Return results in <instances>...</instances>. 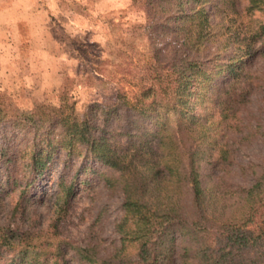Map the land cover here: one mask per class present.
Segmentation results:
<instances>
[{"label": "trees", "instance_id": "1", "mask_svg": "<svg viewBox=\"0 0 264 264\" xmlns=\"http://www.w3.org/2000/svg\"><path fill=\"white\" fill-rule=\"evenodd\" d=\"M144 6L146 19L156 20L149 27L161 22L169 29L165 38H173L166 43L171 62L158 66L150 85L132 99L119 94L110 106L90 104L80 123L62 119L57 108L16 116L13 132L32 133L31 143L24 150L0 146V195L18 192L13 218L39 203L34 189L60 152L76 174L94 169L91 162L110 169L98 177L111 194L121 193L120 246L105 256L97 244L78 245L64 235L77 175H62L47 231L36 236L0 225V264H264V161L238 164L248 187L231 183L234 143L264 141L259 118L245 114L250 95L264 92V79L252 71L264 62V0ZM242 14L251 16L244 31ZM6 115L0 112V124ZM24 159L21 176L16 167Z\"/></svg>", "mask_w": 264, "mask_h": 264}, {"label": "rangeland", "instance_id": "2", "mask_svg": "<svg viewBox=\"0 0 264 264\" xmlns=\"http://www.w3.org/2000/svg\"><path fill=\"white\" fill-rule=\"evenodd\" d=\"M145 2L0 0V112L7 113L0 124V146L9 142L14 150H24L31 143L32 133L13 132L10 121L16 116L38 113L41 107L57 108L62 119L80 123L90 104L110 106L119 94L132 99L141 86L150 85L158 66L171 62L173 48L166 43L173 42V38H165L169 29L161 27V22L154 29L149 27L156 20L146 19L149 12ZM250 17L242 14L239 27L243 31L248 29ZM212 21L218 23L219 19L212 17ZM155 51L159 52L157 59ZM229 53H221V60L226 61ZM252 71L255 78L264 79V62L256 61ZM261 91L250 95L245 114L250 120L259 118L264 127ZM215 99L217 96L213 95ZM17 133L18 138L13 136ZM233 147L231 183L248 187L251 180L238 170V164L247 168L263 163L264 141L256 140L247 147L235 142ZM65 153L53 157L45 171V181L34 189L40 193V201L30 206L24 216L10 217L18 192H2L0 225L10 223L11 227L29 229L36 236L47 231L59 179L64 175L70 180L77 175L64 235L78 245L97 244L107 256L120 246L115 224L121 217V193L111 194L100 182L98 174L111 173L110 169L91 162L94 169L76 174V167L71 169L66 162ZM25 161L18 162V175L25 173ZM3 169L4 159L0 156V173Z\"/></svg>", "mask_w": 264, "mask_h": 264}]
</instances>
